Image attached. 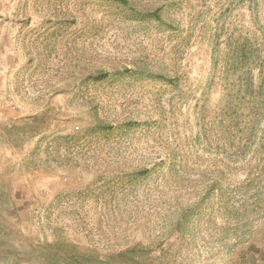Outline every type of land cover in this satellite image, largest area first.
Returning <instances> with one entry per match:
<instances>
[{
    "label": "rangeland",
    "instance_id": "rangeland-1",
    "mask_svg": "<svg viewBox=\"0 0 264 264\" xmlns=\"http://www.w3.org/2000/svg\"><path fill=\"white\" fill-rule=\"evenodd\" d=\"M148 9L160 19L140 20ZM242 45L244 58L235 52ZM260 62L264 0H0V191L14 190L15 209L28 205L26 213L0 218L19 217L10 235L0 234V264H15L36 239L53 243L55 236L96 252L111 247L97 235L95 193H81L96 173L81 164L118 153L86 151L72 140L90 120L129 116L141 125L121 139L131 152L119 153L188 158L187 173L173 178L179 184L160 173L144 186L150 202L164 208L173 197L200 193L203 183L211 188L192 236L171 237L169 255L155 248L142 262L168 264L176 254L179 264H264ZM96 70L115 80L84 87L81 80ZM92 100L96 112L89 111ZM150 219L152 230L160 219ZM151 236L143 234L144 243Z\"/></svg>",
    "mask_w": 264,
    "mask_h": 264
},
{
    "label": "trees",
    "instance_id": "trees-1",
    "mask_svg": "<svg viewBox=\"0 0 264 264\" xmlns=\"http://www.w3.org/2000/svg\"><path fill=\"white\" fill-rule=\"evenodd\" d=\"M104 1L124 6L130 5V0ZM137 15L140 20L160 19L157 9L154 11L149 9L142 10ZM246 51H248L247 46L242 45L235 52H242L240 57L244 58L246 57ZM263 64L264 62H260L259 66H263ZM88 75V77L81 80L84 87L88 83L91 86H103L109 83L110 80H115L111 77L112 74L110 72L104 70H96L93 74L90 73ZM257 86V94L264 96L263 77H260ZM95 103L93 100L87 102L88 105H91L89 111H97L99 104L98 102L97 104ZM85 117L89 119V115ZM140 125V122L130 116L123 120H90L87 126L79 133H76V137H73L74 139L72 140L80 142L82 147L87 149L86 151L91 149L90 151L92 152L113 151L116 154L118 153L114 157L101 156L99 154L93 156L92 159L84 158L81 164L82 169H91L96 173L90 189L86 187L85 191L81 193L83 197L90 192L95 193L94 198L97 202L95 212L98 221L97 235L99 236V241L104 242L106 240L111 247L106 246L105 252H96L85 245L64 243L60 236H55L53 243H39V240L36 239L34 246H27L22 250L27 251V254L13 258L15 264H21L22 261L51 264V261L54 260H61L62 264H144L142 262L143 256L150 254L155 248L162 250L165 257L169 255L174 247V245L172 246L173 243L168 245V240L171 237L190 238L192 236L193 218L206 211V203L210 199L209 192L211 188L203 183L200 193L198 191L185 196L173 197V202L164 206V208H162L164 205L162 201L150 202L148 197L149 190L144 188V186L146 187L150 181L155 180V177L157 178L160 173L164 174L165 178L170 179L171 183L179 184V179L175 181L173 178L179 173H187L188 158L183 155L178 158V156L172 154L163 160L136 159L135 157H128L119 153L121 151L131 152V148L128 145L127 147H122L124 145H121V139L126 133H133L134 127L136 128ZM14 128L16 127L13 125L9 130ZM109 138H114L112 144H101L102 142H110ZM118 138L120 139L116 140ZM68 139L70 140V138ZM245 141H249V139L246 138ZM92 146L95 149H92ZM246 147L247 145L243 146V150ZM174 148L170 150V153L175 151ZM69 163H71L70 160H67L68 167L71 166ZM213 184L215 185L214 188L218 186L216 182ZM27 191L29 189L25 187L24 199H21L23 203L27 201L25 195ZM27 195L29 196V194ZM17 201H19V198L14 190L5 189L0 191V218L4 217L7 212L12 213L14 210L15 215L28 212V205L15 209L14 207L18 205ZM152 216L159 217L160 222L156 221L155 224L153 223V229L150 230L148 225L151 223L150 217ZM17 220H19V217L15 216L13 219L0 222V234L4 236L10 235L11 231L15 229ZM55 230L59 231L58 229ZM128 232H135L137 236H133L132 239L137 241H129ZM145 233L153 235L147 244L143 240V234ZM61 246L68 248L66 253L60 254ZM47 250L53 253L48 255L46 254ZM176 259V254H173L168 264L181 263L180 261L177 262Z\"/></svg>",
    "mask_w": 264,
    "mask_h": 264
}]
</instances>
